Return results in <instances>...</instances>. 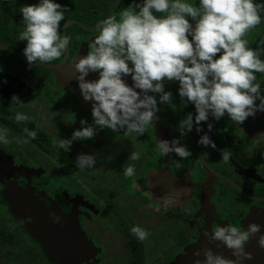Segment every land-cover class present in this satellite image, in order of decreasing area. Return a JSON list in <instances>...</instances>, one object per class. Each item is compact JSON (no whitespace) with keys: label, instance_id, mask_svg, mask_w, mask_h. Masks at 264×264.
<instances>
[{"label":"flooded vegetation","instance_id":"flooded-vegetation-1","mask_svg":"<svg viewBox=\"0 0 264 264\" xmlns=\"http://www.w3.org/2000/svg\"><path fill=\"white\" fill-rule=\"evenodd\" d=\"M87 1L96 8L90 9L91 6H85ZM113 1L57 0L62 6H67L58 31L67 35L69 42L66 51L59 58L43 63L54 65L64 61L58 68L38 63L29 66L24 57L11 51L4 49L6 53H0V127L8 129L7 135L12 140L7 145H0V149L12 156L15 166L23 167L18 177L21 186L30 184L36 194L44 193L46 196L44 200L48 205L55 202L67 213L76 211L81 227L96 247V261L93 264H148L145 244L151 236V225L156 223L160 230H166L168 227L170 232L167 236V246L154 264H176L179 259L181 264H194V260L204 259L202 252L199 257H194L193 251L202 250V237L206 228L203 197L209 179V173L199 159L201 145L197 143L199 133L194 132V124L193 129L187 131L183 137H180L179 131V136H176L191 152V156L184 159L174 153L172 156H163L156 149L158 140H172L173 131L171 123L165 117L167 104L160 103L158 98L159 111L154 115L153 126H149L142 135L130 133L125 136L122 128L116 132L103 128L92 139L73 140L69 148L59 146L58 149L50 146L47 140L50 133H53L55 142L60 141V138L70 139L73 130L81 127V119L87 124L92 123V101H85L80 94L75 80L77 73L74 63L77 58L86 54L87 44L94 39L98 28L88 29L78 22L87 27L98 25L105 19ZM36 2L37 0H19L7 14L8 39L11 44H5L20 53H23L25 42L18 39V33L22 31L19 7ZM105 3H109V8L104 18L92 22L101 14L100 6ZM132 4L133 0H118L113 13L118 9L119 14L122 9L131 7ZM262 37L264 16L258 25L245 33L243 39L248 41L247 46L250 47L251 43H256ZM13 44L19 48L12 46ZM260 47L264 48V45ZM261 58L264 59V54ZM97 78L98 72H89L85 77L88 80ZM122 78L131 86L130 74ZM164 83L166 84V81ZM174 92L171 93L172 97L176 94ZM13 94L25 103L11 104ZM172 97L171 101L182 105L188 114L190 102L180 96L173 99ZM16 112L26 114L29 119L16 122L13 119ZM225 116L219 120L212 118L209 137L215 142L216 148L206 146L204 154L207 153V158L205 156L204 158L218 174L236 185L219 177L212 182L211 232L216 225L223 226L226 223L247 228L251 222L248 217L250 212H253L252 221L259 223L263 231L264 204L254 206L243 197L256 202L261 201L255 198H264V189L261 194L251 192L264 184V176L257 167L258 164L263 168L264 143L258 145L259 142L253 141L243 122H254L257 127L264 128L262 124L264 112L257 111L255 115L247 117L239 124ZM205 126L202 134L205 133ZM24 128L34 129L36 137L28 138L23 131ZM17 140L20 142L17 143ZM87 141V147H83L82 144ZM32 144H36L37 147L34 148ZM220 149L230 150L228 162L220 159ZM132 151L139 153L138 160L128 159ZM78 154H94V166L83 170L77 168L75 158ZM48 155L51 166L46 159ZM166 157L172 160L169 162ZM186 160L192 163L188 172L182 175ZM59 163L68 169V174L61 176L63 172L58 166ZM129 164L135 169L134 175L124 177L122 166L127 167ZM28 170L32 171L31 174ZM248 170H253L260 179L251 177ZM158 171H168L182 179L187 176L189 183L185 187L168 188L165 186L166 183L162 184L161 180L155 179L151 185V174ZM161 186L166 189H160ZM157 189L159 191H156ZM169 196L173 204L164 203V199ZM133 224L141 226L149 233L146 239L138 241L130 234L129 228ZM255 239L256 237H252L244 245L246 251L253 253L252 260H246L244 264H264V249L257 246ZM210 242L218 246L214 249L208 247L214 253L234 258L231 250L222 242ZM251 243L255 245L252 246ZM33 249L36 251L37 246ZM37 253L40 259V251L37 250ZM41 262L58 264L42 260Z\"/></svg>","mask_w":264,"mask_h":264},{"label":"clouds","instance_id":"clouds-1","mask_svg":"<svg viewBox=\"0 0 264 264\" xmlns=\"http://www.w3.org/2000/svg\"><path fill=\"white\" fill-rule=\"evenodd\" d=\"M66 11L67 6L57 0H37L19 7L22 31L18 39L25 42L22 52L29 66L53 61L66 51L69 37L58 31ZM262 16L264 0H133L131 7L120 11L119 19L115 16L103 19L94 39L87 44L86 54L74 63L80 94L85 101H92V123L81 119V127L73 130L70 139H61L60 146L66 143L69 148L73 140L92 139L103 128L113 132L122 128L125 136L144 134L153 126L154 115L159 111L155 94H159L160 103L171 102V92L164 90L165 81H178V95L195 109L194 116L189 112L178 122L180 137L191 131L194 123L200 133V124L209 115L219 120L227 114L239 124L257 111L264 112V88L255 75L264 73L261 58L264 48L260 47L264 45V37L257 41L255 49L243 39L245 33L261 22ZM190 20L195 22L194 26ZM89 72H98V78L85 79ZM129 74L131 86L122 78ZM10 103L25 102L13 94ZM13 119L22 122L29 117L16 112ZM208 129H212L211 123ZM23 131L30 139L36 137L34 129ZM7 133L6 127H0V145L12 142ZM197 143L216 148L207 133L200 135ZM156 149L163 156L172 153L182 159L191 156L178 138L158 140ZM219 151L220 159L228 162L230 150ZM204 156L207 158V153ZM139 158L137 151L128 156L133 161ZM75 164L81 170L90 169L95 156L78 154ZM134 172L131 164L122 166L124 177L133 176ZM169 202L171 198L166 197L164 203ZM49 218L53 223L60 220L53 212ZM129 232L138 241L149 234L136 224ZM252 237L264 249V231L259 223L251 221L247 228L218 224L209 240L222 242L234 258H226L210 248L195 249L193 256L199 257L202 252L204 259H196L194 264H244L253 258V253L244 247Z\"/></svg>","mask_w":264,"mask_h":264},{"label":"water","instance_id":"water-1","mask_svg":"<svg viewBox=\"0 0 264 264\" xmlns=\"http://www.w3.org/2000/svg\"><path fill=\"white\" fill-rule=\"evenodd\" d=\"M118 0H114L105 18L111 16L115 9V5ZM75 23L74 21H70ZM194 26L195 22L189 21ZM88 29H97L100 23L94 27H87L86 25L78 22ZM66 24L63 26L65 28ZM64 30V29H63ZM0 47L12 53L24 57L23 53L16 51L9 47L0 40ZM25 58V57H24ZM64 61L59 64H48L43 62H36L46 67L58 68ZM261 115V114H259ZM262 116V115H261ZM212 117L209 115L206 121L205 133L209 135L208 124L211 123ZM204 145H201L199 159L203 168L209 173V179L206 183L203 205L206 218V228L203 234L202 249L212 247H218L216 243H211L209 237L211 236V201H210V188L212 182L217 178H221L226 182L230 181L223 175L218 174L213 168H211L204 158ZM22 166H15L12 156L6 151L0 149V182L5 186L4 200L10 207L13 216L26 228L28 233L34 237L40 244L41 248L46 252L47 258L58 264H93L96 259V247L92 240L87 237L85 231L80 225L79 218L76 211L72 213L65 212L57 203L52 202L50 205L46 203L44 193L36 194L33 186L27 184L21 186L18 183V177L22 172ZM31 174V170H28ZM251 177L260 179L253 170H248ZM151 185L156 180H161L162 184L170 188H179L187 186L189 178H177L175 175L168 171H158L151 174ZM235 184V183H234ZM236 185V184H235ZM165 190V187H160ZM243 190V189H241ZM247 195V193L243 190ZM250 197V195H249ZM264 201V198H255ZM53 212L60 217L59 222L53 223L49 218V213ZM250 221H252L253 215H249ZM248 222V220H247ZM245 221L244 225L247 224ZM264 231V228H263ZM207 233V235H206ZM256 241V239L254 240ZM254 246L255 244H252ZM176 264H181V259ZM183 264V263H182Z\"/></svg>","mask_w":264,"mask_h":264},{"label":"rangeland","instance_id":"rangeland-1","mask_svg":"<svg viewBox=\"0 0 264 264\" xmlns=\"http://www.w3.org/2000/svg\"><path fill=\"white\" fill-rule=\"evenodd\" d=\"M88 5L91 6L90 9H94L93 7H95V6L92 7L91 2L89 4V2L87 1V5H85V6H88ZM255 75L257 76V79L261 81V87L264 88V73H256ZM178 87H179L178 81H175V80L166 81V84L164 83V90L165 91H170L171 93H173L175 91L174 93H176V94L173 97L171 95L172 99L175 96H177V98H179V95L177 92ZM262 94H264V93H262ZM158 96H159V94H158ZM158 96H157V98H158ZM167 108H168V110H167L165 117L171 123L172 129H173V131H172V139H173V138H176V136L177 137L179 136V133L177 130L178 122L181 119H183L187 115V113L182 108V105H180V104L177 105L173 101H171L169 104H167ZM173 115H175V116H173ZM225 115H226L225 117L227 118L228 117L227 114H225ZM243 123H244L245 129L248 131V134L252 135L253 141L259 142L260 144H258V145H263V143H264V128L262 126L257 127L256 126L257 124H255L254 122H243ZM262 124L264 126V122ZM61 139H64V138H60V141L55 142L54 140H56V139H55L53 133H50V136L47 137V140H49L48 141L49 145L52 147H55V149L59 148ZM244 140L248 141L246 139H244ZM24 141H26V140H24ZM114 142H115V140H114ZM87 143H88V141L86 143H83L82 146L87 147V145H86ZM32 146L34 148L37 147L36 144H32ZM66 146H67V144L65 143L64 147H66ZM246 146H248V145L246 144ZM50 155H52V154H50ZM168 156H172V155L170 154ZM166 158H167L166 160H168L169 162L172 160L170 157H166ZM46 159H47L48 164L51 166L50 162L48 161L49 155L47 156ZM262 162H263V158H262ZM57 163H58V161H57ZM256 164H257V162H256ZM58 166L62 169V172H63L61 176H64V174H68V169H65L64 166H62L60 163ZM262 166L264 168V162L262 163ZM257 167L259 168V172L264 176V169L258 164H257ZM258 188L260 189V191H258L259 189H256L257 191L252 190L251 192H253L255 194H261V191L264 189V184ZM156 191H159V189H157ZM243 199L248 200L254 206H257L258 204H264V202L251 201V199H247V197L246 198L243 197ZM169 203L173 204L172 198H171V202H169ZM251 214H253V212H250L248 214V217ZM0 223H2L6 227L7 226L9 227V232H13L15 234V240L19 239L20 236H24V234L16 228L15 224L13 223V221L11 220V218L9 216H5L3 214H0ZM150 231H151V236L145 244V248L147 250V255H145V256H146V259H147L146 261L148 262V264H154V261L159 258L158 257L159 254H161L163 252V250L165 249V247L167 246V241H168L167 236H168V233L170 232V230L168 229V227L166 230H160L158 224L156 223V224L151 225ZM27 240H28V238H27ZM19 247H22L25 249L26 248H32L33 249L34 247H36V244L33 243L32 240L26 241L25 239H23V244H21L20 246L19 245L16 246V245H12V244L6 245L1 250L2 252H0V264H43L41 262V260L38 258V256H39L38 253L33 254L32 252L28 253L25 251H20Z\"/></svg>","mask_w":264,"mask_h":264},{"label":"trees","instance_id":"trees-1","mask_svg":"<svg viewBox=\"0 0 264 264\" xmlns=\"http://www.w3.org/2000/svg\"><path fill=\"white\" fill-rule=\"evenodd\" d=\"M18 1L19 0H0V40L6 44H9L10 43V40L8 39V12H9V9L11 8L13 10V6L17 5L18 4ZM188 2H191V0H188ZM198 2V0H197ZM109 8V3H105L103 6H100V9L102 10L101 14H99L97 16V19L92 21V22H96L98 21L99 19H102L104 18V16L106 15V12ZM156 15H162L160 13H157ZM112 16H115L117 19H118V9L115 10V13H113ZM11 44V43H10ZM12 46H15L16 48H19L17 47L16 45H12ZM257 46V42L256 43H251V48H256ZM0 53H6V51L3 49L2 51H0ZM217 55H219V53H217ZM188 111L193 113V116L195 115V109H194V106L193 104L190 103V105L188 106ZM204 126H205V121H202L201 124H200V127H201V132L199 133V136L203 133V129H204ZM196 128V125L194 123V132H196L195 130ZM197 133V132H196ZM192 162L186 160V162L184 163L185 165V169L182 171V175H185L186 172H188V169H189V166ZM200 167V166H199ZM201 168V167H200ZM201 171L203 172V170L201 169ZM4 197H5V186L4 184H2L0 182V214H3V215H9L13 221V223L15 224L16 228L21 231L24 236H20L19 239H16L15 240V234L13 232H9V227L7 226H4L2 223H0V252H2L1 250L6 246V245H9V244H12V245H21L23 244V239H25L26 241L28 240H32L33 243L36 244L37 246V250L40 251V255H41V260L46 262V263H56V262H52L50 261L48 258H47V254L46 252L41 248L40 244L37 242V240L32 237L28 231L26 230V228H24L21 223L17 220V218H15L13 216V213L10 209V207L8 206V204L6 203V201L4 200ZM28 240H27V238ZM19 250L20 251H26L28 253H37V250L35 251L34 249L32 248H22V247H19ZM40 256H38L39 258Z\"/></svg>","mask_w":264,"mask_h":264}]
</instances>
